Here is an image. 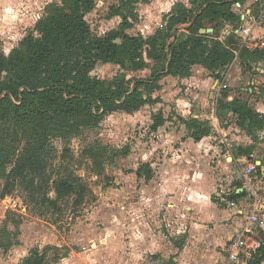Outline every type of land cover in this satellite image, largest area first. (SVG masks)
Here are the masks:
<instances>
[{"label": "rangeland", "instance_id": "rangeland-1", "mask_svg": "<svg viewBox=\"0 0 264 264\" xmlns=\"http://www.w3.org/2000/svg\"><path fill=\"white\" fill-rule=\"evenodd\" d=\"M246 1L241 13H246L248 9ZM60 2L61 0H0V50L9 55L25 37L30 34L38 36L35 27L46 14L47 6ZM176 2H183L193 9L190 0H151L149 4L138 5L136 9L139 18L129 33L134 36L142 34V28L146 24L156 28L152 35H144L146 38L158 32L163 33L167 30L170 8ZM115 4L117 2L114 0H98L94 11L86 15L94 34L103 35L117 29L121 19L109 17L110 7ZM198 7L199 4L196 8ZM253 8H256L254 13H258L255 17L259 26L256 37L264 41V0H258ZM236 9L234 6L233 10ZM157 25L159 27H154ZM205 25L206 27L203 23L205 29L212 26L207 21ZM256 44L251 48H243L241 54L244 53V59L237 60L248 71L249 79L243 80L245 91L241 92L238 88L235 91L236 98L239 96L255 110L257 105H263L261 107L264 108V49L260 42ZM145 62L146 66L140 71L130 66L123 69L98 63L91 75L108 85L117 79L132 80L131 87L134 88L136 81L151 82L152 74L162 69L155 61L146 58ZM152 65L156 67L153 68ZM140 88L146 92V88ZM144 112L145 119L142 107L136 112H115L105 116L94 127L81 128L73 122L54 124L49 118L26 119V122L19 121L17 117L11 120L0 119V191L4 175L30 147L47 161L48 174L52 173L56 178L59 172L64 174V167H67L88 188L82 204L76 206L75 199L66 200L61 204L62 212L47 211V208L29 203L26 193L21 190L5 198L0 196V264H24L28 258L38 260L39 257H43L42 264H142V213L145 207L152 214L161 216L162 220L173 212L175 219L171 221L172 226L191 228L181 221L178 225L175 223L178 216L181 219L187 213L182 193L187 189V185L183 186V183L187 184L190 176L180 173L176 177L178 180L172 182V187L169 188L149 183L154 180V175L146 180V170L142 179L137 176L139 168L146 161L144 155L153 149L156 142V135L151 130V111L147 109V113ZM21 114H28V111H22ZM165 115L172 119L171 116L176 114L168 112ZM223 118L226 122V116ZM171 123L172 128L180 126L179 120ZM211 127V144H217L221 154L225 155L230 151L228 157H235L233 161H229L231 166L228 170L221 165L218 168L217 160L211 159L210 170L202 173L203 177H208L206 189L218 205L217 208L209 206L210 215L213 216L216 211H231L219 201L217 194L229 188L231 192L227 191L226 194L230 195L225 197L231 199L239 185V174L245 166L243 162H260V170L264 171V130L251 131L247 126L235 128L224 125L217 130L213 125ZM171 153L168 155V152L160 150L159 158L162 160L169 156L168 159H173L176 153ZM225 159L222 158V162L227 165ZM238 160L244 161L239 163ZM98 165L100 168L96 167ZM99 171L100 174L97 173ZM200 175L197 171L193 178L198 179ZM222 185L223 188L220 187ZM51 196L54 197L53 194ZM173 204L175 211L171 208ZM168 224L164 223L161 228L166 236L164 246L168 249L162 252L165 257L146 256L143 264H175L170 253L172 245L169 243L184 244L188 236L171 235L172 230ZM231 238L232 235H228L223 242L211 243L207 249L209 252L200 255L210 258L214 252L224 254V248Z\"/></svg>", "mask_w": 264, "mask_h": 264}, {"label": "trees", "instance_id": "trees-1", "mask_svg": "<svg viewBox=\"0 0 264 264\" xmlns=\"http://www.w3.org/2000/svg\"><path fill=\"white\" fill-rule=\"evenodd\" d=\"M114 1L117 4L110 7L109 17L121 18L117 29L103 35L92 32L86 15L94 11L98 0H61L60 4L47 6L46 14L35 27L38 36L30 34L25 37L9 55L0 50L1 120L17 117L26 122V119L49 118L54 124L73 122L78 128L94 127L109 114L136 112L145 105L158 103L160 100H154L152 95L159 88L162 76L189 77L192 66L201 65L220 79L225 67L236 58L244 59L243 50L237 55V50L227 42L200 31L205 17L238 28L241 17L233 7L237 3L243 5L245 0H200L204 9L199 15L182 4H176L168 19L167 30L149 38L141 34L131 35L129 31L139 18L136 7L151 0ZM190 24L185 42H171L173 31L179 25ZM146 58L163 64V70L154 72L151 82L136 81L134 88L131 87L132 80L117 79L108 85L91 75L98 63L123 69L130 66L140 71L146 66ZM140 86L146 88L145 93ZM219 107L231 112L235 128L247 126L251 131L264 130V114L258 113L246 101H221ZM22 111H28V114H21ZM152 121L151 130L156 132L165 123L163 113L153 115ZM179 121L196 141L211 133L207 122L182 118ZM47 167V161L30 147L4 175L1 198L21 190L26 193L29 203L54 212H62L61 204L69 199H75L76 206L82 204L88 193L83 180L67 167H64V174L59 172L54 178L52 173L46 172ZM96 167L100 168V165ZM145 170L146 180H150L154 174L149 164H142L137 176L142 179ZM243 197L244 194L239 193L233 194L231 199ZM42 263L43 257L38 260L28 258L24 262ZM247 263L264 264V244Z\"/></svg>", "mask_w": 264, "mask_h": 264}, {"label": "crops", "instance_id": "crops-1", "mask_svg": "<svg viewBox=\"0 0 264 264\" xmlns=\"http://www.w3.org/2000/svg\"><path fill=\"white\" fill-rule=\"evenodd\" d=\"M257 1L258 0L246 1L248 6L246 13H241V9L243 10L245 3L243 5L240 3L234 5L238 10L236 9L233 11L241 17V24L238 28H235L236 25H224L219 19L213 20L210 17H205L203 20L204 26L206 27V21L212 26H209L206 29L203 27L200 32L202 34H209L221 42H227L229 46H232L237 50V55L245 47L251 48L256 46L257 42L261 43L262 41L261 38L256 37V32L259 29L258 24L252 30V37L245 42L244 38L239 32V29L243 24L247 25L249 23L250 17L255 18L258 15V13H254L256 8H253L257 4ZM176 4H182L188 10H191L198 15L201 14L204 9L200 5V0H196V2L193 4L191 3L193 9L188 8L183 2H176L170 8L171 14L167 17V19H169L172 15ZM198 4L199 7L196 8ZM116 18L120 17H114L110 19ZM158 25L154 27H159ZM145 26V28H142L141 35H152L156 28H152V26L148 24ZM190 26L191 24L179 25L173 31L174 37L171 39V42H185L189 37L188 29ZM147 27L148 30L146 29ZM261 48L264 49L262 46ZM237 60L239 61V59L236 58V60L230 66L225 67L221 71L220 79L214 77L211 72L201 65L192 66L189 77H174L170 75L162 76L158 82L159 88L155 90L152 95L154 100L159 99L160 101L158 103H153L142 107V115L145 109H150L152 117L153 115L162 112L165 119L164 125L159 127L158 130L154 132L156 135L154 136L156 142L153 144V149L144 155L146 161H144L143 164H149L154 174V180L150 181L149 183L153 185L156 184L158 187L161 186L169 188L172 187V182H176L178 180L176 177H178L180 173L191 177L187 184L183 183V186L187 185V189L182 193V197L184 198L183 203L187 205V213L182 215L181 219L178 216V221L175 220L176 225H178V222L181 221L187 225H190L191 228L188 227L189 229H184V227H182L180 229V227L172 226L171 221L175 219L173 218L174 216H172L173 212H170L167 216H164V219L162 220L161 216L159 217L158 214H152L150 209L148 211L147 207H145L144 213H142V264L145 261L144 258H146V256L154 257L156 255H161L160 257H165L162 255V252L167 251L168 249L167 246H164L163 240L166 236L161 229L164 223H169L168 226L171 227L172 230L171 235H174L175 237L188 236L184 244H179L178 242L169 243L172 245V250L170 253L173 256L172 261H174L175 264H207L208 262L209 264H218L223 260L224 254L214 252L210 258H205L204 256L200 255V253L204 254L205 252H209L207 249L210 248L211 243L218 244L223 242L224 238L228 235H232L233 237L242 226V219L236 215V211L232 208H229L227 203L223 202L220 198L219 201L225 204L231 211H226V213L216 211L214 212L213 216L210 215L209 206L212 205L217 208L218 205L214 202V199L211 198V194L208 189H206L205 185L208 182V177L206 178L202 176L203 172H208L210 170L211 159L217 160V164H219L217 166L218 168L221 165L227 168L225 170H228L231 166L229 165V161H233L235 157H228L230 151H228V153L225 155L221 154L218 145L215 143L211 144L210 142L212 135L204 137L200 141H196L191 137V132H189L186 126L181 122L180 126L175 128L171 127V121L179 120V118L185 120L197 119L201 122H207L209 123L211 130L212 125L216 130L217 128L222 129V126L224 125L234 127L232 125L231 112L220 108L219 105L221 101L232 102L234 99H240L239 96L236 98L235 91L237 88L240 89L241 92L245 91L242 86L243 80L249 79V73L244 68V66L238 63ZM156 63V65H161V70H163V64L158 62ZM105 65L116 66L113 64ZM156 65H152V67L155 68ZM225 93L227 95H224ZM257 106L258 108L256 111L260 114H264V110H262L264 108L261 107L263 105ZM146 110L144 114L147 113ZM168 112H174L176 115H172L171 119L165 115V113ZM224 116H226V122L224 121ZM143 117L145 119L144 115ZM186 133L188 134L186 135ZM223 140H225V138H223ZM160 150L168 152V155L170 152L176 154L174 155L173 159H168L167 157L169 156H166V158L163 157L161 160V158H159ZM222 158H226L225 160L227 165L223 164ZM244 160L238 161L239 163H242ZM183 161H185V163ZM252 163L258 166V175L263 176L264 171L260 170L262 167L261 163L254 161H252ZM242 164L246 165L247 163L243 162ZM197 171L201 173V177L199 176L198 179H194L193 174ZM172 174L174 175L171 176ZM195 177H197V174ZM183 181L186 183L185 180ZM242 183L240 171L238 180L239 185L235 189L237 190L236 194L243 193V191H241L243 185ZM188 184L190 185L188 186ZM220 187L223 188V185ZM227 188L228 187L226 186V189ZM227 191L230 192L231 190H229V188L227 190H222V192L225 193H227ZM220 193H218L217 196ZM226 198L227 197H225V199ZM242 199L234 201H241ZM154 206L157 210L158 208L156 203ZM171 208L173 211H175L174 204ZM220 214H222V216H219ZM251 257L245 258L242 264H248L247 262Z\"/></svg>", "mask_w": 264, "mask_h": 264}, {"label": "built area", "instance_id": "built-area-1", "mask_svg": "<svg viewBox=\"0 0 264 264\" xmlns=\"http://www.w3.org/2000/svg\"><path fill=\"white\" fill-rule=\"evenodd\" d=\"M255 26L256 18L250 17L249 23L240 27L239 32L244 42L252 37ZM260 44L264 48V41ZM241 178V191L244 193L241 201L225 199V195H230L225 192L218 195L242 219L240 230L225 246L224 258L218 264H242L245 258L251 257L264 244V175H258V166L249 163L242 168ZM236 191L234 190V194Z\"/></svg>", "mask_w": 264, "mask_h": 264}, {"label": "water", "instance_id": "water-1", "mask_svg": "<svg viewBox=\"0 0 264 264\" xmlns=\"http://www.w3.org/2000/svg\"><path fill=\"white\" fill-rule=\"evenodd\" d=\"M190 2L193 4V3H195V2H196V0H190Z\"/></svg>", "mask_w": 264, "mask_h": 264}]
</instances>
